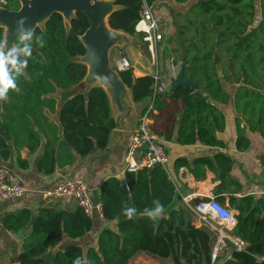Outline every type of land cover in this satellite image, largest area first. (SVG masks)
<instances>
[{
	"label": "trees",
	"instance_id": "obj_1",
	"mask_svg": "<svg viewBox=\"0 0 264 264\" xmlns=\"http://www.w3.org/2000/svg\"><path fill=\"white\" fill-rule=\"evenodd\" d=\"M171 1L173 5H166L174 21H184L179 24L178 45L169 47L168 42L159 55L160 77L137 76L133 66L119 71L132 89L134 101L154 96V106L162 116L160 134L169 140L176 135L181 144L201 141L219 148L213 156L193 160L178 157L174 168L178 171L189 167L197 180L205 178L207 169L216 173L220 183L214 188V196L238 211L234 234L248 243L247 251L237 250L226 240L223 253L213 259L212 233L197 225L193 210L182 198L174 205L178 184L168 166L157 164L126 170L128 189L114 175L103 181L96 197L92 195L95 202L102 203L104 218L112 222L100 231L96 245L86 247L78 241L94 227V218L78 204L60 206L42 199L36 206L5 210L0 229L12 233L27 231L16 259L19 264H45L43 256L49 250L55 254L53 264H73L77 257L82 264L84 260L88 264H130L139 253L156 255L171 264H264L258 257L264 253V195L244 193L243 184L232 174L235 160L224 150L226 141L218 136L226 128L222 105L232 100V89L227 83L243 88L235 93L236 108L247 121L242 126L240 119L236 120L238 149L245 150L250 145L247 129L264 136V76L260 78L257 68L258 62L264 64V55L254 54L255 49L264 50V38L257 42L264 36V0H259L263 19L251 30L256 0H194L185 14L176 11L174 4L184 5L191 0ZM156 2L115 0L120 8L110 15L111 27L139 35L143 40L144 33L136 30L141 10L144 4ZM0 5L17 10L21 2L0 0ZM91 22L85 12L77 11L68 27L62 13L54 12L43 26L34 29L33 52L25 75L17 80L19 90L10 89L7 98L0 100L3 160L10 159L13 148L20 152L27 147L30 154L41 149L38 171L51 175L58 168L73 164L78 156L109 144L116 120L110 97L102 86L74 93L62 103L58 96L60 91L79 84L87 74V65L76 58L86 53L81 36ZM190 28L192 33H188ZM35 37H43V47L35 43ZM4 39V28L0 26V42L4 43ZM216 50L222 58L216 57ZM174 52L182 56L183 78L192 79L198 87L176 83L169 92L159 90L162 73L170 72L168 60ZM224 54H228V66L234 73L229 71L222 76L219 67ZM237 63L239 74L235 73ZM18 163L22 168L29 167V160L20 153ZM154 200L164 205V212L156 221L144 214L145 208L154 207ZM125 204L137 210L131 220L123 215Z\"/></svg>",
	"mask_w": 264,
	"mask_h": 264
},
{
	"label": "crops",
	"instance_id": "obj_2",
	"mask_svg": "<svg viewBox=\"0 0 264 264\" xmlns=\"http://www.w3.org/2000/svg\"><path fill=\"white\" fill-rule=\"evenodd\" d=\"M166 3L173 5L171 0H158V2L155 3V6L157 9L161 8V6L162 8H168ZM138 36L139 35H129L127 37V40H125L122 44L116 45L119 47H123V55L115 60L118 64L117 68H114L112 65L111 66L114 69H119L121 59L127 58V60L130 62V65L133 66L134 72L137 76L154 74L156 71L154 62H152L150 58L147 57L141 50V44L134 41V39H137ZM130 45L139 47V54L132 53V55L129 57L127 55V52ZM224 75L225 74H222V76ZM169 76V72L162 73V82H164V78L168 79ZM170 81L171 78L167 80L165 85L168 86L171 83ZM95 85L100 84L98 83ZM230 85L231 87H233L232 84ZM92 86L88 87L83 83H80L68 91H60L58 93L60 103H62L64 99L74 93L88 91ZM102 87L107 91L111 101L110 90L105 86ZM237 87L238 86H236V89L233 91L229 90V92L232 93L231 102L222 105V108L226 114V128L224 131L219 132L218 136L219 138H222L224 139V141H226L228 146L224 150L235 160L232 168V174L243 184L244 193L264 195V136H262L259 132H252L250 129H247L246 136L250 139L249 147L245 150H239L236 144L238 136L236 131V120L239 118L242 126L247 124L246 117L241 112H238L236 108L235 93L237 91ZM128 100L131 108L130 112L122 120L121 127L116 126V128L112 132L107 147L95 148L88 155L78 156L73 164L68 165L64 168H58L56 172L51 175H46L45 173L38 171L37 161L41 154V149L30 154L27 147L19 150L20 152H18L17 149L13 148L9 160L5 161L0 157V166L8 168L14 175L19 178L21 183L29 189L27 195L23 198L3 202L0 204V226L2 214L5 210L16 209L20 206L38 205L39 202L43 199V192L45 190L55 187L67 177L82 178L89 187L91 196L93 195V198L94 196L96 197V192L100 191L101 184L107 177L114 175L120 177L121 179L125 177V171L127 170V148L131 138V134L137 128L140 115L146 109L147 105L150 102V99L142 102H136L134 101L132 94H129ZM112 110L116 118L118 115V108L113 103ZM161 122L162 116L160 115V111L155 108L153 129L158 133L161 138V142L164 144L169 153L170 161L167 166L170 168L173 179L178 184V196L175 200L174 205L177 204L180 198H182V200L184 201V197L189 195L192 196L193 203L197 201V199H207L213 196L214 188L217 184L220 183V180H216V173L214 171L207 169L205 178L202 180H197L195 173H193L187 166H183L178 171H176L174 168V162L178 157H185L189 160H193L199 156H213L219 151V148L203 144L201 141H196L192 144H181L178 143L176 135H174L173 139L169 140L164 135L158 132L163 130ZM19 153L21 154L22 158H27L29 160L28 168H22L19 165ZM226 200L227 203H229V198H227ZM46 202L51 204H58L60 206L77 205L76 203L66 204L61 200H54L52 202H48L46 200ZM92 217L94 218L93 229L88 232L85 237L78 239V241L86 247L96 245L100 231L103 228L112 225V222L105 219L103 214L101 215L100 213L96 212V214H94ZM195 219L198 226H205L199 220H197L196 217ZM205 227L210 230V232L212 230L215 231L216 238L218 240V232L212 227ZM26 233L27 231L25 230L19 231L18 233H12L5 231L3 228L0 229V237H8L13 239L16 238V241L18 239L22 247L23 239H21L20 241V235H23L24 238L26 236ZM68 241L70 240L68 239ZM13 245L17 246L18 244L17 242H15ZM21 250L22 248L19 249V252ZM19 252L17 253V256Z\"/></svg>",
	"mask_w": 264,
	"mask_h": 264
},
{
	"label": "built area",
	"instance_id": "obj_3",
	"mask_svg": "<svg viewBox=\"0 0 264 264\" xmlns=\"http://www.w3.org/2000/svg\"><path fill=\"white\" fill-rule=\"evenodd\" d=\"M136 30L144 33L143 40L148 44L152 59L159 62V47L163 39L162 18L154 4H144ZM120 69L127 68L130 62L127 58L120 61ZM159 63L153 75L160 77ZM174 71V70H173ZM159 90H163L162 85ZM154 96L139 118L137 128L132 132L127 148L126 169L137 171L142 167H153L157 164L166 167L170 156L161 142V138L153 129L154 123ZM136 164V165H134ZM29 189L21 183L19 178L8 168L0 166V204L23 198ZM43 199L48 202L61 200L66 204L80 205L87 215L93 216L96 212L102 213V203L92 199L90 189L80 177H67L55 187L43 192ZM185 203L193 210L195 217L203 225L214 228L218 232V240L213 247V259L224 250L226 240H230L237 250L247 251L248 243L234 234L238 223V211L219 201L214 195L207 199H200L193 203L191 195L184 197ZM232 233V234H231ZM264 261V253L258 255Z\"/></svg>",
	"mask_w": 264,
	"mask_h": 264
},
{
	"label": "water",
	"instance_id": "obj_4",
	"mask_svg": "<svg viewBox=\"0 0 264 264\" xmlns=\"http://www.w3.org/2000/svg\"><path fill=\"white\" fill-rule=\"evenodd\" d=\"M20 2L21 7L17 10L0 5V26L4 28V43L7 47L15 44L16 21L22 17L25 18L24 27L33 30L37 26H43L54 12L62 13L68 27L71 18L77 11H83L91 18L90 27L81 36L86 47V53L76 58L88 67L87 74L80 83L88 87L92 85L105 86L110 90V102L118 108V115L115 118L116 126L121 127L122 120L131 109L128 96L129 94L133 95V93L132 89L122 79L119 69H114L111 66V49L122 44L131 35L124 30L114 29L110 25V15L119 9L120 5H117L115 0H20ZM183 67L184 65H182V70L176 79L166 89L162 90L163 92H169L176 83L191 84L198 87L192 79L183 78ZM98 83L100 85H95ZM121 181L123 187L128 189L126 178L123 177ZM54 257V252L49 250L43 256L45 264H53ZM155 257L157 256L155 255Z\"/></svg>",
	"mask_w": 264,
	"mask_h": 264
},
{
	"label": "rangeland",
	"instance_id": "obj_5",
	"mask_svg": "<svg viewBox=\"0 0 264 264\" xmlns=\"http://www.w3.org/2000/svg\"><path fill=\"white\" fill-rule=\"evenodd\" d=\"M193 2H194V0H191L190 2H188L184 5H179V4H174V5L176 8V11H179L182 14H185ZM255 2H256L255 19H254L252 25L249 26V30H251L253 27L258 26L260 21L263 19L259 0H256ZM160 9H161V11H160ZM157 12L160 14V16L162 18L161 24H162L163 39H162V41L160 43V47H159V51L161 53L163 51L164 45H166L168 42H169V47H174V46L178 45L177 39L180 37L179 24L184 20L178 19V20L174 21L169 7L168 8H162V6H161V8L157 9ZM192 29L193 28H190L188 30V33H192ZM262 38H264V36H261L257 42L262 40ZM213 40L215 43L216 40L215 39H213ZM134 41L136 43L141 44V48H142L141 50L144 52V54L147 57L150 58V60L152 62H154L152 59L150 50H148V48L146 47L145 41L142 40L140 38V36H138L137 39H134ZM122 48L123 47L116 46L111 51V65L114 68H117V65H118L115 60H117L118 58H120L123 55V49ZM138 49H139V47L130 45L128 48L127 55L130 57L132 55V53L139 54ZM254 54L257 57H259L261 55H264V50H260V49L256 50L255 49ZM221 56H222L221 52L216 50V57L222 58ZM168 61H169V70H170V72H169L170 76L168 79L171 78L170 82L172 83L173 80L176 79L177 75L182 70L183 59H182V56L179 55V53L174 52L173 56L171 58H169ZM228 61H229L228 54L227 55L224 54L222 64L219 67L220 73L227 74L229 71L234 73V70L229 68ZM158 63L154 62V65L156 66L155 69H157ZM239 67H240L239 63L235 64V71H236L235 73H237V74H239ZM257 68L260 72V78H262V76H264V64L258 62ZM249 71L251 72L252 70L250 69ZM241 73H242V70H241ZM168 79L164 78V82H162L163 90L166 89L167 85H165V84H166ZM227 84L229 87H231L230 84L233 85V87H231V88H233L232 91L236 89V86H238L237 87L238 91L243 90V88L239 89V87L241 86L240 84H236V83H227ZM246 87L251 88L250 86L249 87L246 86ZM211 233H212V242H213V247H214V245L217 242L216 233L213 230L211 231ZM21 239H23V235H20V241H21ZM15 242H17V244H18L17 246L13 245ZM21 248H22V246H21L20 242L18 241V239L16 241V238L13 239V238H8V237H0V264H17L18 263L16 261L17 253L19 252V249H21ZM221 253H223V252H221ZM221 253H219V254H221ZM130 264H171V263L168 261H162V260L158 259V257H155L149 253H141V254L137 255L136 257H134V259L131 261Z\"/></svg>",
	"mask_w": 264,
	"mask_h": 264
},
{
	"label": "clouds",
	"instance_id": "obj_6",
	"mask_svg": "<svg viewBox=\"0 0 264 264\" xmlns=\"http://www.w3.org/2000/svg\"><path fill=\"white\" fill-rule=\"evenodd\" d=\"M25 18L16 21V31L18 42L11 47H7L5 43L0 42V100L7 98L8 91H18L17 80L20 76L25 75V69L28 66V59L32 56L34 30L25 28ZM35 43L43 47V37H35ZM154 207L145 208L144 214L149 220L156 221L164 212V205L159 200L153 201ZM123 215L131 220L136 215V208L128 206L123 207ZM73 264H82L81 258L77 257ZM83 264H88L87 260Z\"/></svg>",
	"mask_w": 264,
	"mask_h": 264
},
{
	"label": "bare ground",
	"instance_id": "obj_7",
	"mask_svg": "<svg viewBox=\"0 0 264 264\" xmlns=\"http://www.w3.org/2000/svg\"><path fill=\"white\" fill-rule=\"evenodd\" d=\"M134 165H136V164H134Z\"/></svg>",
	"mask_w": 264,
	"mask_h": 264
}]
</instances>
